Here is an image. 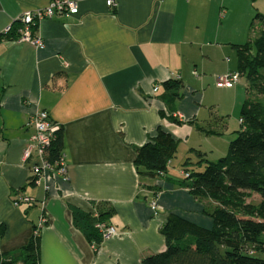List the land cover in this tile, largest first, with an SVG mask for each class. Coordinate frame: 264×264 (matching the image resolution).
<instances>
[{
	"label": "crops",
	"instance_id": "obj_1",
	"mask_svg": "<svg viewBox=\"0 0 264 264\" xmlns=\"http://www.w3.org/2000/svg\"><path fill=\"white\" fill-rule=\"evenodd\" d=\"M77 1V14L39 22L43 48L0 38V224L6 226L0 260L24 246L45 216L39 264H143L166 249L161 227L170 214L213 225L204 213L213 200L196 199L182 184L184 172L205 166L197 150L210 161L226 155L229 103L235 110L246 98L237 85L216 80L236 70L235 45L257 36L254 17L264 13V0H115V7L107 0ZM49 2L0 0V34ZM178 76L183 97L163 116L161 83ZM37 110L63 129L69 179L53 180L49 190L31 181L23 160ZM158 126L178 140L177 152L164 173L142 180L135 148ZM155 194L157 215L150 208ZM19 196L34 200L16 206ZM71 207L95 217L112 208L107 222L118 233L89 241Z\"/></svg>",
	"mask_w": 264,
	"mask_h": 264
},
{
	"label": "trees",
	"instance_id": "obj_2",
	"mask_svg": "<svg viewBox=\"0 0 264 264\" xmlns=\"http://www.w3.org/2000/svg\"><path fill=\"white\" fill-rule=\"evenodd\" d=\"M254 20L264 22V13H257ZM17 27L9 34H0V38H15ZM235 46L237 70L247 78V88L255 97H247L242 103L241 129L229 142L227 154L210 161L197 150L198 162L205 161V166L202 170L191 169L182 182L199 201L213 200V205L204 207L213 225L207 228L170 214L161 227L166 249L146 256L143 264H264V30L252 40ZM161 86L167 106L162 115L170 116L175 102L183 97L184 84L180 78H169ZM2 132L0 125V137ZM177 147L178 140L158 126L148 142L135 148V165L141 179L164 173ZM63 148L61 128L51 145V159H57ZM254 194L259 196L258 202L249 201ZM71 210L75 226L89 241L100 243L102 238L94 224L96 220L107 221L113 209L99 211L97 217L76 207ZM5 230L6 226L0 224V238ZM39 238L40 233H33L24 246L7 253L0 264H39Z\"/></svg>",
	"mask_w": 264,
	"mask_h": 264
},
{
	"label": "built area",
	"instance_id": "obj_3",
	"mask_svg": "<svg viewBox=\"0 0 264 264\" xmlns=\"http://www.w3.org/2000/svg\"><path fill=\"white\" fill-rule=\"evenodd\" d=\"M110 7H115V0H107ZM79 11L77 0H50L49 4L39 8L27 10L24 14L16 18L14 22L6 26L3 34H9L17 25V35L15 37L19 42H28L37 48L45 46L43 38L37 33L39 22L46 18H53L62 15H74ZM241 73L238 70L230 71L217 77V84L225 87H233L240 78ZM177 78H180L179 76ZM159 86L153 88L157 92ZM177 115V114H176ZM180 115V114H178ZM242 122V119H240ZM29 124L34 128L29 138V143L23 152V160L30 164L31 181L35 185H41L45 190L51 188L50 183L58 178L64 181L69 179L68 167L65 162V155H61L53 160L51 159L50 149L53 140L56 138L57 132L62 128L61 124L55 122L46 110H37L30 117ZM184 176L188 177L189 172H184ZM33 198L30 196H19L13 200L14 205L23 202L31 203ZM150 208L154 215L160 210L158 194L153 195L150 199ZM46 223V217L42 216L38 224L34 228V234H39L42 227ZM94 227L98 230L102 240L110 238L118 233L115 225L104 221L97 220Z\"/></svg>",
	"mask_w": 264,
	"mask_h": 264
},
{
	"label": "rangeland",
	"instance_id": "obj_4",
	"mask_svg": "<svg viewBox=\"0 0 264 264\" xmlns=\"http://www.w3.org/2000/svg\"><path fill=\"white\" fill-rule=\"evenodd\" d=\"M259 4L262 5V9H263L264 8V1H261ZM234 15L236 16L237 13H235ZM253 30L255 31L256 35H259L261 33V31L264 30V22L257 21V23H255V25L253 27ZM232 47H234V46H232ZM233 63H234L235 68L237 70L238 69V60H234ZM231 71H234V70H231ZM228 72H230V71H227L223 74H226ZM216 82H217V80H216ZM236 85H235L236 87H239V89H241V92H242L241 94H243L244 98H247V97L254 98L255 97L254 92L250 91L247 88V78L245 76H241L239 82ZM247 92H250V93H247ZM227 110L229 113V115L227 116L229 128H228L227 132H225V134H230V137H231L230 139H234L237 136V133H234L232 135L233 130L239 131L241 129V122H240L241 105L238 104L237 108L234 110L232 107V104L229 103ZM227 145H228L227 146V152H228L229 143ZM227 152H226V154H227ZM250 200L253 202H258L259 196L257 194H254L249 199V201Z\"/></svg>",
	"mask_w": 264,
	"mask_h": 264
}]
</instances>
